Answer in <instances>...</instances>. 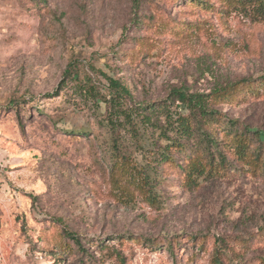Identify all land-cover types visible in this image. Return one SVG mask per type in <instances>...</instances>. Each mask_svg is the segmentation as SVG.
I'll list each match as a JSON object with an SVG mask.
<instances>
[{
    "label": "rangeland",
    "instance_id": "374dc122",
    "mask_svg": "<svg viewBox=\"0 0 264 264\" xmlns=\"http://www.w3.org/2000/svg\"><path fill=\"white\" fill-rule=\"evenodd\" d=\"M70 66L103 92L118 80L133 106L174 89L207 96L223 115L209 130L220 144L216 173L193 144L152 170L147 190L116 174L106 106L85 102L76 81L46 98ZM241 82L234 97L214 96ZM138 123L140 136L122 129L121 148L145 170L155 142L167 145L166 124ZM256 132L264 0H0V264H214L218 249L223 264H264ZM237 134L249 138L245 155ZM189 165L205 173L190 176Z\"/></svg>",
    "mask_w": 264,
    "mask_h": 264
},
{
    "label": "trees",
    "instance_id": "16d2710c",
    "mask_svg": "<svg viewBox=\"0 0 264 264\" xmlns=\"http://www.w3.org/2000/svg\"><path fill=\"white\" fill-rule=\"evenodd\" d=\"M108 79L110 87L106 92H103L101 88L94 84L91 76L87 75V77L84 76L82 79L80 71L70 66V68L65 71L63 81L58 89L54 93L47 94L46 98L54 99L60 97L65 86L70 81H76L78 87L76 91L83 97L85 102H92L93 105L103 103L106 106V117L104 122L107 123V126L114 136V149L117 153L114 159V171L116 174L121 173L122 177H128L130 181H134L136 186L142 191L147 190L152 184V170H155L157 174L158 169L162 165L175 163L177 161V154L188 152L193 144L198 149L197 153L200 150L205 158L209 159L206 165V167H210L209 173H216L214 167L217 156L220 155L221 152L220 144L209 130H212L213 124L221 122L223 115L218 110L209 106L207 96L203 94H194L184 89H174L168 99L163 102L145 107L139 105L133 106V104H136V101L131 92L118 80ZM245 86L246 84L241 82L236 86L222 87L214 93V96L230 99L234 97L237 92H243ZM258 91L259 90L256 89L249 94L258 93ZM177 103L184 106L187 114L179 112L180 108L177 106ZM174 106H176L178 110H173ZM161 120L166 124V130L162 135H164V140L167 145L163 147L155 142L158 151L156 154L153 153L152 162L150 161L148 163V167H146L145 170H140L137 165L131 161L129 156L122 151L121 131L122 129L128 130V132L134 133L137 137L140 136L138 121H140L143 126H154L157 128L160 127ZM87 134L88 133H84L83 137L86 138ZM170 134H172V136ZM255 137L258 142L264 144V134L256 132ZM235 138L236 143H238L237 148L242 150L240 153L245 155L246 148H248L246 142L249 140L248 136L237 134ZM153 145L155 144L153 143ZM192 164L196 163L192 162ZM154 165H156L157 168H154ZM191 165L184 168L185 172L190 176L199 170L196 167L192 168L193 166ZM199 165H201V163ZM198 172L201 174L205 173V171L203 172L200 170ZM150 198L153 202L156 201L154 196H150ZM64 236L72 240L77 246H80V249L83 248L81 238L78 234L66 230L64 231ZM221 253L222 249H218L214 258V264H223Z\"/></svg>",
    "mask_w": 264,
    "mask_h": 264
}]
</instances>
